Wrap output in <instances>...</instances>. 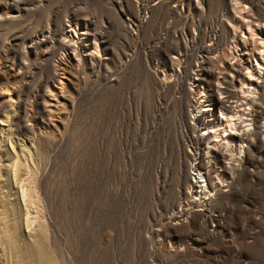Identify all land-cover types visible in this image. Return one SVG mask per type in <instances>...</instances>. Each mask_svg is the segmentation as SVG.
<instances>
[{
  "label": "rangeland",
  "instance_id": "374dc122",
  "mask_svg": "<svg viewBox=\"0 0 264 264\" xmlns=\"http://www.w3.org/2000/svg\"><path fill=\"white\" fill-rule=\"evenodd\" d=\"M237 2L251 36L228 0H0V264H264V0Z\"/></svg>",
  "mask_w": 264,
  "mask_h": 264
},
{
  "label": "bare ground",
  "instance_id": "6f19581e",
  "mask_svg": "<svg viewBox=\"0 0 264 264\" xmlns=\"http://www.w3.org/2000/svg\"><path fill=\"white\" fill-rule=\"evenodd\" d=\"M230 2V7L232 9V12H239L240 14H233L231 15V17L229 18L231 20V23H233L235 25V23H241V25L246 28V33L248 35L251 36V34L253 33V27H251L252 25L249 24L247 21H249L247 18H245L243 11H247V10H244V8H240L237 4V0H228ZM241 3V2H240ZM229 7V8H230ZM248 12V11H247ZM246 13V12H245ZM249 15V14H248ZM227 16V15H226ZM253 24V23H252ZM259 25V24H258ZM239 26V25H238ZM236 27V26H235ZM260 28H262V26H259ZM255 29V27H254ZM255 33V32H254ZM245 34V35H247ZM253 35V34H252ZM259 36V35H258ZM248 40V39H247ZM235 48V46H234ZM257 49V48H256ZM234 50V49H233ZM252 55V53H251ZM264 49L261 51V60L263 61L264 60ZM255 61H256V64H251L250 68L255 71V72H259L261 70V62L257 59V57H255ZM252 70H250V73L252 72ZM254 72V73H255ZM251 76V75H250ZM240 80H243L241 81L242 83V89H245L244 88V85H249V83H251V78L249 76H245V78H242ZM245 80V81H244ZM251 87V86H250ZM220 91V90H219ZM224 101V99H223ZM221 102V101H220ZM211 102L208 104V106L206 108H202V109H206L207 110V114L204 115V113L202 114V116H196L197 119H201L203 121L206 120V122L208 123L209 121L210 122H213V118H210L208 117L207 115L211 116L213 115V112L211 110H209V108L211 107ZM223 108V107H222ZM225 109V108H224ZM227 109V108H226ZM225 109V110H226ZM228 110V109H227ZM226 113V111L224 110H221V115H220V119L217 120V122H219V124H223L224 122L225 123V127H229L230 129H232V124L234 125L235 123L233 122L234 121V118L232 116H229V115H225L223 113ZM196 115V114H195ZM242 114H239L240 118H242L241 116ZM224 117V118H223ZM223 119H224V122H223ZM212 127V128H217L215 130V132L213 133V135H211L212 137H216L217 139V142L214 144V145H223V146H229L230 144L232 145V142H231V135H234L235 131L234 132H229L228 131H225L226 128L224 129V134L222 133L223 131L220 130L219 127L216 126V122L212 125L209 126V128ZM222 131V132H221ZM234 133V134H233ZM240 147H241V144H240ZM204 176V175H203ZM196 178V177H195ZM204 186V185H203ZM203 190V189H202ZM25 193V191H24Z\"/></svg>",
  "mask_w": 264,
  "mask_h": 264
}]
</instances>
